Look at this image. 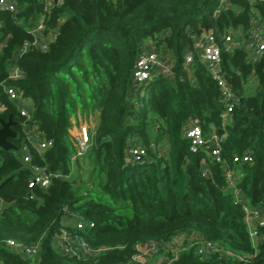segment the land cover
Masks as SVG:
<instances>
[{
    "label": "trees",
    "instance_id": "1",
    "mask_svg": "<svg viewBox=\"0 0 264 264\" xmlns=\"http://www.w3.org/2000/svg\"><path fill=\"white\" fill-rule=\"evenodd\" d=\"M16 2L17 12L0 10V99L8 105L0 117L18 121L14 141L21 147L25 117L5 84L33 101L29 124L52 141L42 152L31 148L33 161L52 178L45 188H30L23 154L0 152V264H154L147 256L133 261L137 246L177 236L184 248L170 255L172 264H264V227L250 236L244 204L225 179L227 168L239 172L238 189L264 217V52L252 63L244 48L222 51L219 67L237 96L233 112L223 117L222 90L195 48V37L206 32L221 37L247 29L255 13L264 19V0ZM40 23L46 48L19 54ZM147 49L168 56L172 74L155 71L138 86L135 66ZM189 53L194 59L187 63ZM13 68L23 76L10 78ZM81 115L95 116L97 124L89 150L73 159L71 130ZM194 118L206 135L220 136L225 162L190 150L186 133ZM136 144L147 148L142 164L128 161L127 150ZM246 153L252 162L233 161ZM76 217L94 226L79 230L65 222ZM62 230L105 250L65 255L55 242ZM9 239L39 246L38 256L18 252ZM201 240L223 250L202 255ZM155 256L166 263L161 252Z\"/></svg>",
    "mask_w": 264,
    "mask_h": 264
},
{
    "label": "built area",
    "instance_id": "2",
    "mask_svg": "<svg viewBox=\"0 0 264 264\" xmlns=\"http://www.w3.org/2000/svg\"><path fill=\"white\" fill-rule=\"evenodd\" d=\"M52 1L60 0H48L51 4ZM252 1H263V0H252ZM224 3L221 4L223 6ZM0 10H8L11 12H17L16 0H0ZM220 9L216 10V13ZM43 29V24L40 23L34 30L35 38L31 40H25V42L19 47V54L25 53L33 46H41L46 48L47 44L40 39L39 32ZM235 30H226L221 37L214 32H206L200 36L195 37V48L199 51L201 58L209 65L212 69L214 79L217 81L219 87L222 90V100L225 104L226 110L223 117L230 115L234 106L237 102V96L233 92L232 85L221 73L219 67L221 62L222 51H232L236 48H244L248 54L250 62L255 63L259 60L260 56L264 52V19H262L258 13L252 15L250 23L247 29H239L241 36L238 37L235 34ZM43 42V43H42ZM194 54H187V63L192 62ZM172 61L167 56L163 58L161 53L147 49L142 52L140 57L137 59L135 71H134V82L140 86L148 80H151L155 71L161 74L170 76L172 74ZM23 76V72L17 68H13L10 74V78L15 79ZM5 92L8 95L9 100L17 102L20 114L25 117V121L21 123L23 131L26 134L25 142L19 149L23 151V161L31 169V177L29 180V187H42L45 188L50 185L52 174L47 171L44 166H41L33 161L31 148L34 147L39 152L44 151L52 145V141L44 136L36 124L30 125L29 121L32 119V112L30 110L29 99H23L18 89L13 85L4 86ZM8 110V105L0 99V116ZM72 133V131H71ZM75 146L77 148L76 154L73 159H77L86 154L89 150L92 142V130L87 124L79 127L77 133H72ZM186 136L190 140V150L197 152L198 150L204 151L207 157L217 162H225L221 154V138L218 134L212 133L206 135L203 127L198 118L191 119L189 122V128ZM128 161L131 164H142L146 160L147 148L142 144L132 145L127 150ZM254 160L252 154L246 153L244 155L234 156L235 163H246ZM205 175H210L208 167L204 169ZM240 173L230 168L226 170V183L230 189H233L235 197L238 202L244 204V210L246 212V221L249 227L250 236L255 239L260 235L259 228L264 227V217L260 214L259 209H251L245 199L244 194L238 189L237 184L239 181ZM93 227V222H87L82 217L75 218L76 229H82L85 226ZM56 247L65 255L85 257L88 255H96L104 248H93L78 234L72 233L67 230H62L56 237ZM184 239L182 236H177L167 242L151 241L145 244L137 246L138 252L133 256L134 262L142 260L143 256L153 257L161 252L162 262L165 264H172L174 258L170 255H176L181 252L184 248ZM8 245L16 248L18 252L23 253L28 257H36L39 254V246L28 245L23 242L16 241L14 239L8 240ZM197 252L202 255H207L213 252H220V246L216 243L208 240H201L196 243ZM236 257H241L237 253H232Z\"/></svg>",
    "mask_w": 264,
    "mask_h": 264
},
{
    "label": "water",
    "instance_id": "3",
    "mask_svg": "<svg viewBox=\"0 0 264 264\" xmlns=\"http://www.w3.org/2000/svg\"><path fill=\"white\" fill-rule=\"evenodd\" d=\"M30 105H33V101H30ZM18 125V121L14 120L12 115L5 119L0 117V152L14 150L18 151L19 146L14 142V139L18 137V132L14 128V126ZM2 161V157L0 155V162ZM2 184H0V187ZM5 209L3 213L6 211ZM196 235V232L194 233Z\"/></svg>",
    "mask_w": 264,
    "mask_h": 264
},
{
    "label": "rangeland",
    "instance_id": "4",
    "mask_svg": "<svg viewBox=\"0 0 264 264\" xmlns=\"http://www.w3.org/2000/svg\"><path fill=\"white\" fill-rule=\"evenodd\" d=\"M235 34L240 37L241 36V31L239 29L235 30ZM82 125L87 124L89 127H91V130H93L96 127V118L93 115H87V116H80V121L76 123L74 126L76 128V131H73V133H77L79 130V127ZM22 145V142H21ZM15 154L17 156H21L23 154L22 149H19L18 151H15ZM71 223V222H70ZM72 224V223H71Z\"/></svg>",
    "mask_w": 264,
    "mask_h": 264
},
{
    "label": "crops",
    "instance_id": "5",
    "mask_svg": "<svg viewBox=\"0 0 264 264\" xmlns=\"http://www.w3.org/2000/svg\"><path fill=\"white\" fill-rule=\"evenodd\" d=\"M72 133H73V131H76V128L74 127L72 130ZM65 222L67 223V224H73V223H75V220L74 219H67V220H65ZM71 222V223H70ZM183 239H184V237H182ZM149 259H150V261H152L154 264H160L161 263V259H160V256H153V257H149Z\"/></svg>",
    "mask_w": 264,
    "mask_h": 264
},
{
    "label": "flooded vegetation",
    "instance_id": "6",
    "mask_svg": "<svg viewBox=\"0 0 264 264\" xmlns=\"http://www.w3.org/2000/svg\"><path fill=\"white\" fill-rule=\"evenodd\" d=\"M15 142V141H14ZM16 143V142H15ZM18 146H19V144L18 143H16Z\"/></svg>",
    "mask_w": 264,
    "mask_h": 264
}]
</instances>
